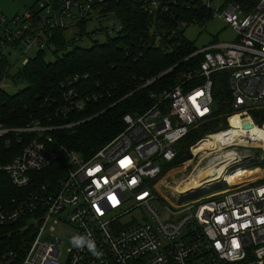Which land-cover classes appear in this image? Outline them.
Listing matches in <instances>:
<instances>
[{
  "label": "built area",
  "instance_id": "1",
  "mask_svg": "<svg viewBox=\"0 0 264 264\" xmlns=\"http://www.w3.org/2000/svg\"><path fill=\"white\" fill-rule=\"evenodd\" d=\"M113 1L119 0H34L12 19L17 29L5 28L0 36V60H8L6 48L19 43L35 51L49 49L53 32L59 29L77 30L66 37L69 44L83 40L79 24L86 28L88 20L113 18L105 33L118 34L123 23L108 7ZM137 1L156 19L170 4V0ZM191 1L234 28L236 40L211 42L186 57L200 56L183 69L177 83L151 93L152 103L144 112L125 114L122 130L90 157L55 144L49 131L56 126L37 119L22 127L0 122L5 145L24 141L19 152L0 165L14 186H26L29 172L50 166L62 155L68 162L55 183H41L25 196L0 204V224L25 218L34 228L21 264H264V0L247 12L232 1ZM185 5L190 7L188 2ZM179 23L187 27L183 20ZM28 59L23 58L22 65ZM216 74L226 82L231 112L187 146L189 158L172 163L179 140L190 127L215 118ZM86 77L76 73L61 82L64 103L57 111L85 108L90 96H78L75 84ZM218 134L221 138L214 145L198 148ZM186 161L185 169L178 172L185 173L180 178L187 183L208 164L228 175L242 169L259 171L235 183L222 176L185 187L175 182L178 178L171 189L164 187L168 170ZM158 182L169 188V198L159 191ZM214 188L220 189L182 202ZM48 220L75 230L63 259L59 258L61 240L51 232L53 228L43 236Z\"/></svg>",
  "mask_w": 264,
  "mask_h": 264
},
{
  "label": "trees",
  "instance_id": "2",
  "mask_svg": "<svg viewBox=\"0 0 264 264\" xmlns=\"http://www.w3.org/2000/svg\"><path fill=\"white\" fill-rule=\"evenodd\" d=\"M226 1L239 4L247 12L259 0ZM108 7L115 10L123 29L104 41L93 40L86 47L69 44L64 30L59 29L53 32L49 46L53 59H46L45 50H38L13 72L9 71L7 60H0V79L7 77L13 84H24L14 93L0 86L3 125L22 127L37 119L42 124L56 126L58 128L49 131L54 143L87 158L122 130L125 114L144 112L152 103L151 93L177 83L183 69L199 60V55L185 60L198 48L184 35L185 28L179 26V22L183 20L188 26L204 24L210 19V10L200 4L191 0H170L167 12L158 19L149 15L137 0L113 1ZM79 33L87 34L84 23L79 24ZM76 73L87 75L75 87L78 96L88 95L90 100L83 110L60 113L57 106L64 103L60 84ZM148 80L152 81L146 84ZM215 80V118L190 127L179 140L172 163L189 158L187 146L214 130L222 122L221 115L231 112L226 82L220 74L215 75ZM68 123L74 124L65 127ZM23 143L14 140L11 145H5L0 139V165L11 160ZM67 167V157L62 155L50 166L29 172L30 180L24 187L14 186L8 174L1 170L0 204L25 196L41 183H55ZM33 237L34 228L25 218L0 224V264H21Z\"/></svg>",
  "mask_w": 264,
  "mask_h": 264
},
{
  "label": "rangeland",
  "instance_id": "3",
  "mask_svg": "<svg viewBox=\"0 0 264 264\" xmlns=\"http://www.w3.org/2000/svg\"><path fill=\"white\" fill-rule=\"evenodd\" d=\"M33 2L34 0H0V36L4 34L5 28L7 30L12 31H15L17 29V25L12 22V19L16 14L22 15L29 7L33 5ZM216 4H219L218 0L216 1ZM113 20V18H106L101 22H98L96 20H88L86 23L87 34L84 35L83 40L75 41L74 44L86 47L89 46L93 40L104 41L108 36L105 33L104 27L109 26V23ZM95 29H97L98 32H93ZM75 32H77L76 29H66L65 36L67 38H71L73 33ZM184 35L192 42V44L196 48L201 49L203 46L208 45L211 42L235 41L237 37V31L228 24H226L223 19L217 16H213L210 19L205 20L204 24L193 23L188 25L187 27H185ZM6 52H10L7 60L10 64V72H13L18 65L22 64L21 61L23 58L32 57L36 53L33 48L27 49L23 43H19L14 49H9V47H7ZM45 52L46 59H53L52 49H46ZM0 80H2L4 83L3 88L9 93H14L19 88L24 86V84H13L12 81L7 77L1 78ZM223 116L224 115H221V117ZM184 174L185 173L182 174L181 172H176L167 177L163 176L164 178H166V181L162 185L167 188L170 184H172L173 181L180 178ZM238 177L241 176L234 177L233 180H237ZM218 189L220 188H214L203 193H194L190 197L184 199L182 202H190L192 200H196L200 196L207 195ZM120 209H124V206H122ZM128 216H124V219H127ZM49 228H53L51 232L61 240V251L59 254V258L63 259L66 250L73 243L75 230L67 224H63L61 222L54 223L52 220H48L45 226L43 236L45 233L48 232Z\"/></svg>",
  "mask_w": 264,
  "mask_h": 264
},
{
  "label": "bare ground",
  "instance_id": "4",
  "mask_svg": "<svg viewBox=\"0 0 264 264\" xmlns=\"http://www.w3.org/2000/svg\"><path fill=\"white\" fill-rule=\"evenodd\" d=\"M221 136L220 134L218 135H215L213 137H210V138H207L206 141L202 142L200 144V146L198 147L199 149H204V147H208L210 145H214L215 142L220 139ZM189 162L186 161L170 170H168V172L166 173V175H172L173 173H176L178 171H181V170H184L186 165L188 164ZM218 171V172H217ZM225 170L222 171V168L219 167V169H217L215 166H213L212 164H208L204 167H201L198 169V172L196 174H192V181L187 183L186 181H184V178H179L178 180H176L175 182L176 183H182L185 187H188L189 185L191 184H195V186L201 184L202 180H205V181H210V180H213L215 178H218V177H226V179L228 181H230L231 183H235L237 181H239L240 179L244 178L245 176H248L249 174L251 173H255L257 171H259V169H253V170H247V169H242L238 172H236L235 174H232V175H228L227 173L224 172ZM241 171H244V172H241ZM180 173V172H179ZM212 175H214L212 178H210ZM221 175V176H220ZM237 176H241V177H238L237 180H233L234 177H237ZM172 177V176H171ZM210 178V179H208ZM162 182V180H161ZM161 182H158L157 183V187L159 189V191L162 193V195H164L165 197L169 198L170 197V194L168 192V189H164L162 186H161ZM170 189L172 186H169Z\"/></svg>",
  "mask_w": 264,
  "mask_h": 264
},
{
  "label": "clouds",
  "instance_id": "5",
  "mask_svg": "<svg viewBox=\"0 0 264 264\" xmlns=\"http://www.w3.org/2000/svg\"><path fill=\"white\" fill-rule=\"evenodd\" d=\"M75 243H78V241H74Z\"/></svg>",
  "mask_w": 264,
  "mask_h": 264
}]
</instances>
